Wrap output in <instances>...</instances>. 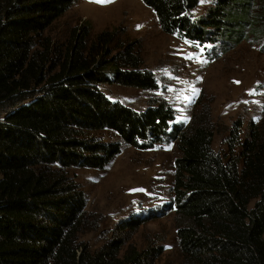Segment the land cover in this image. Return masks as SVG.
I'll return each mask as SVG.
<instances>
[{"label": "trees", "instance_id": "trees-1", "mask_svg": "<svg viewBox=\"0 0 264 264\" xmlns=\"http://www.w3.org/2000/svg\"><path fill=\"white\" fill-rule=\"evenodd\" d=\"M141 1L163 32L192 46L264 42V0H213L205 18L191 14L200 0ZM75 3L0 0V264H159L161 247L132 243L143 219L121 221L97 249L82 240L97 218L71 171L102 170L122 152L101 131L142 150L176 142L180 264H264V104L258 122L229 127L220 152L209 105L177 123L167 101L137 110L110 99L106 84L155 91L158 78L142 68L137 41L110 50L114 31L46 35Z\"/></svg>", "mask_w": 264, "mask_h": 264}, {"label": "rangeland", "instance_id": "rangeland-1", "mask_svg": "<svg viewBox=\"0 0 264 264\" xmlns=\"http://www.w3.org/2000/svg\"><path fill=\"white\" fill-rule=\"evenodd\" d=\"M212 8L213 0H200L191 14L205 18ZM77 26H90L93 36L114 31L115 39L110 45L114 54L123 44L137 41L144 60L142 68H150L158 78L155 91L106 84L102 90L110 99L137 110L157 100L167 101L176 110L177 123L187 122L198 102L209 105L218 129L213 147L220 152L225 150L224 140L236 120L243 118L246 124L260 120L264 104V42L257 44L249 37L225 49L213 44L192 46L163 32L154 11L141 0L106 4L76 0L46 35L62 42ZM95 136L107 143L122 142V152L102 170L71 171L87 194L88 211L97 218V229L84 233L82 240L97 249L121 221L143 219L132 243L143 250L161 247L164 253L159 264H180L173 215L179 154L176 142L168 138L142 150L109 131Z\"/></svg>", "mask_w": 264, "mask_h": 264}, {"label": "snow or ice", "instance_id": "snow-or-ice-1", "mask_svg": "<svg viewBox=\"0 0 264 264\" xmlns=\"http://www.w3.org/2000/svg\"><path fill=\"white\" fill-rule=\"evenodd\" d=\"M95 2H97V3H113L114 2V0H95ZM201 2H203V0H201ZM193 91H194V93H195V89H193ZM186 99H189V98H186Z\"/></svg>", "mask_w": 264, "mask_h": 264}]
</instances>
